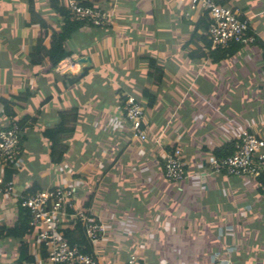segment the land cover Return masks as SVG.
Returning a JSON list of instances; mask_svg holds the SVG:
<instances>
[{
  "label": "crops",
  "instance_id": "obj_1",
  "mask_svg": "<svg viewBox=\"0 0 264 264\" xmlns=\"http://www.w3.org/2000/svg\"><path fill=\"white\" fill-rule=\"evenodd\" d=\"M92 2L112 5V23L73 32L65 41L70 63L59 73L67 58L52 67L44 52L63 24L51 1L0 0V128L10 124L4 100L15 120L28 118L19 167L4 178L10 170L5 179L17 195L74 189L75 206L105 226L90 244L101 264H125L131 255L137 264H212L210 255L226 245H235L233 264H264V187L210 175L207 166L214 150L233 153L240 129L264 138V0H217L248 22L256 40L206 51L200 40L185 45L201 13L187 3ZM78 56H89L91 67L64 74L79 71ZM151 61L163 69L157 88L148 79ZM128 96L142 107L145 140L121 122ZM174 147L191 175L179 182L163 172ZM24 217L17 198L0 193V264H52L34 230L13 235L27 227Z\"/></svg>",
  "mask_w": 264,
  "mask_h": 264
},
{
  "label": "built area",
  "instance_id": "obj_2",
  "mask_svg": "<svg viewBox=\"0 0 264 264\" xmlns=\"http://www.w3.org/2000/svg\"><path fill=\"white\" fill-rule=\"evenodd\" d=\"M187 3L190 12L206 11L210 23L207 29L211 49H225L230 44H247L255 42L250 34L248 22L240 18L230 7L218 4L217 0H177ZM69 21L81 23L95 28H106L112 23V13L104 7L89 4L82 0H62ZM190 17V13H186ZM264 47V40H263ZM70 63V58L60 62L57 71L63 73ZM121 122L130 127L131 137L145 140L143 129V110L140 103L128 96L122 104ZM11 120V119H9ZM23 127L15 120L6 127L0 128V193L15 196L19 206L28 211V225L36 233L38 241L52 264H101L99 260L70 244L60 230L66 223L79 221L84 227L86 240L95 244L105 234V226L88 216V213L75 206V191L72 188L54 186L24 195H17L13 190V182L5 180L6 169L19 167L18 155L21 149V133ZM209 174L224 173L227 176L240 177L245 180L258 178L264 172V138H257L246 130H239L235 137L232 154L211 157L207 160ZM164 177L179 182L191 176L185 170L180 147L166 151L163 157ZM227 230L222 239L228 238ZM235 245H226L223 253L210 255L212 264H233L230 254ZM125 264H137V257L131 255Z\"/></svg>",
  "mask_w": 264,
  "mask_h": 264
},
{
  "label": "trees",
  "instance_id": "obj_3",
  "mask_svg": "<svg viewBox=\"0 0 264 264\" xmlns=\"http://www.w3.org/2000/svg\"><path fill=\"white\" fill-rule=\"evenodd\" d=\"M50 1H51V4L53 5V8H55L59 12V14L62 16V19H63V24L61 26V30L58 33H53L51 38H50V43H49L48 47L47 48L44 47L45 48L44 52H45L46 57L48 58L51 66L55 67L60 61L71 56V52L65 49V41L67 38H69L71 36V34L73 32L77 31L80 27H82L83 24L69 21L67 12H66L64 6L61 5V0H50ZM82 1H88L89 4H94L92 2V0H82ZM108 9H109L108 11H113L112 5L110 7H108ZM182 18H184V17H182ZM209 23H210V19H209L207 12L201 11L200 16L198 17L196 22H194V27H193V30L191 33V38L188 40L187 44H185V45H188V43H191L192 41L200 40L199 42L203 43V46L201 49H203V51H206L207 49L209 50L211 47L210 41L208 39V34H207V29H208ZM262 49L264 52L263 45H262ZM214 50H218V49H214ZM220 50H222V49H220ZM190 55H193V54H190ZM35 62H36L35 60H31V63H35ZM147 67H148V79H149V81H151L152 83H155L157 86H159L161 84L162 79H163V69L159 65H157L154 61L149 62ZM70 81H71V83H75L77 81V78L73 77L70 79ZM30 96H31V92L29 90H26L24 93L20 94L18 96V98H19L20 102L24 103ZM3 110H4V114L7 118L15 120L17 114H16L12 104L9 101H7V100L3 101ZM15 121L20 126L23 127L26 124V122L28 121V118L26 116H24L23 118L15 120ZM51 147H52V145H51ZM226 149H227V147L222 149V151H219V149H216L212 153H213V155H215L217 157L229 155L231 153V151L226 150ZM11 174H12V172L10 170H7V174L5 175V178L6 179H8V177L10 178L9 175H11ZM256 179L258 180L260 187H264V172ZM22 210H23V213L25 216L22 219L23 220L22 224H26L27 227L26 228L23 227V230H21L18 233L13 231L12 233H13V235H15V237L16 236H22L25 233L29 232L30 230H33L28 225V222H29L28 211L24 210V209H22ZM10 231L11 230H7V232H10ZM4 232H6V231H4ZM62 233H63L65 238H69L70 244L77 245L79 248H81L85 252L94 256L93 252L91 253L92 250L90 247V244H92V243H90L86 240L84 227L82 226V224L79 221L73 222L72 224H70V226H67L63 230Z\"/></svg>",
  "mask_w": 264,
  "mask_h": 264
},
{
  "label": "water",
  "instance_id": "obj_4",
  "mask_svg": "<svg viewBox=\"0 0 264 264\" xmlns=\"http://www.w3.org/2000/svg\"><path fill=\"white\" fill-rule=\"evenodd\" d=\"M72 61L74 63H77L80 66V69L78 72H72L71 70H67L64 72V74H69V75H78V74H83V71L85 69H88L91 67V58L89 56H78L77 58H72Z\"/></svg>",
  "mask_w": 264,
  "mask_h": 264
},
{
  "label": "rangeland",
  "instance_id": "obj_5",
  "mask_svg": "<svg viewBox=\"0 0 264 264\" xmlns=\"http://www.w3.org/2000/svg\"><path fill=\"white\" fill-rule=\"evenodd\" d=\"M153 87L157 88V86H156L155 83L153 84ZM10 121H11V122H14V120H12V119H11ZM21 140H22V139H21ZM21 144H22V141H21ZM18 159H19V155H18ZM17 169H18V168H17ZM14 170H15V169H14ZM189 174H190V173H189ZM97 242H98V241H97ZM125 263H126V262H125Z\"/></svg>",
  "mask_w": 264,
  "mask_h": 264
}]
</instances>
